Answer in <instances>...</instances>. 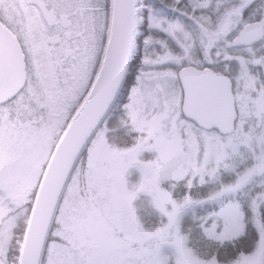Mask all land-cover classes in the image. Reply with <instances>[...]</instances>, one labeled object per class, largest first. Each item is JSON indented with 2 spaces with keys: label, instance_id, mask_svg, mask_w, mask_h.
I'll return each mask as SVG.
<instances>
[{
  "label": "snow or ice",
  "instance_id": "1",
  "mask_svg": "<svg viewBox=\"0 0 264 264\" xmlns=\"http://www.w3.org/2000/svg\"><path fill=\"white\" fill-rule=\"evenodd\" d=\"M0 264H264V0H0Z\"/></svg>",
  "mask_w": 264,
  "mask_h": 264
}]
</instances>
